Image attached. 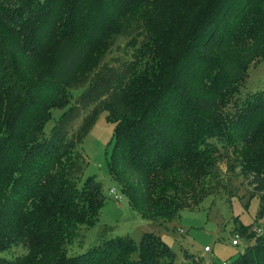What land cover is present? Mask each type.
Masks as SVG:
<instances>
[{
	"label": "trees",
	"instance_id": "1",
	"mask_svg": "<svg viewBox=\"0 0 264 264\" xmlns=\"http://www.w3.org/2000/svg\"><path fill=\"white\" fill-rule=\"evenodd\" d=\"M159 1L0 0V250L25 248L11 264L177 258L152 232L135 243L103 224L89 239L105 195L94 177L82 180L80 146L102 111L114 124L110 176L153 223L197 205V180L218 161L264 193V87L236 95L264 59V0H166L173 7L156 17ZM38 68L41 80L22 82ZM228 262L264 264V233Z\"/></svg>",
	"mask_w": 264,
	"mask_h": 264
},
{
	"label": "rangeland",
	"instance_id": "2",
	"mask_svg": "<svg viewBox=\"0 0 264 264\" xmlns=\"http://www.w3.org/2000/svg\"><path fill=\"white\" fill-rule=\"evenodd\" d=\"M172 7L168 1L160 0L156 3V17L165 15L164 13ZM57 24L59 25V21ZM126 42L123 39L119 40L125 47L133 43ZM32 53L37 62L46 61V50L43 54H39L40 51L37 49ZM95 56L94 50L89 54L83 70L93 65ZM41 70L36 69V77L31 80L22 79V82L33 83L41 80ZM236 87L238 88L236 95L240 97H252L262 89L264 59L249 66ZM66 102L61 96L52 100V106H56L53 111L55 118L59 116L60 109L65 107ZM113 140L114 124L109 120L107 111H102L80 146L87 160L82 180L89 176L94 177L103 184L105 195L97 224L89 230V239L95 236L97 227L103 224L113 226L112 235H129L135 243H138L143 232H152L176 252L177 258L173 264H196L192 259L184 257V250L190 252L200 264H222L224 261H232L256 235L264 233V212L261 209L264 193L252 194L253 185L249 184V180H246L239 170L232 173L224 161L213 164L211 169L197 180L194 192H202V197L204 196L197 205L181 209L172 221L161 225L153 223L148 216L130 207L125 196L121 194L119 185L110 176L108 162L114 147ZM231 182L232 186H229ZM218 184L221 186L216 188ZM223 185L227 190L222 188ZM174 187V182H169L167 193L172 194ZM110 188L121 194V198L114 199L108 192ZM236 234H239L238 244L234 245L232 240ZM205 246L209 248L208 252H205ZM23 251L25 248L19 246L0 250V264H11L18 259L17 254ZM75 251L78 249L75 248ZM47 264L59 263L52 259Z\"/></svg>",
	"mask_w": 264,
	"mask_h": 264
},
{
	"label": "built area",
	"instance_id": "3",
	"mask_svg": "<svg viewBox=\"0 0 264 264\" xmlns=\"http://www.w3.org/2000/svg\"><path fill=\"white\" fill-rule=\"evenodd\" d=\"M108 192H109V194L111 196H113L114 199H120L121 198V194L115 192V189L114 188H110L108 190ZM238 237H239V234H236L235 235V238L232 240V244H234V245H237L238 244V240H237ZM204 250L205 251H209V248L208 247H205ZM222 264H229V262L228 261H224V262H222Z\"/></svg>",
	"mask_w": 264,
	"mask_h": 264
},
{
	"label": "crops",
	"instance_id": "4",
	"mask_svg": "<svg viewBox=\"0 0 264 264\" xmlns=\"http://www.w3.org/2000/svg\"><path fill=\"white\" fill-rule=\"evenodd\" d=\"M205 247H207V246H205ZM205 247H204V249H205ZM205 252H208V251H205Z\"/></svg>",
	"mask_w": 264,
	"mask_h": 264
}]
</instances>
